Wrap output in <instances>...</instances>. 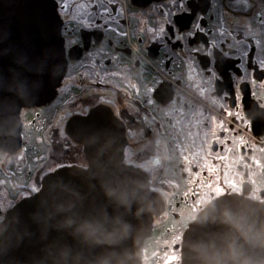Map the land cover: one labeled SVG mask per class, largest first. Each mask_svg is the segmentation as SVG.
<instances>
[{"label": "flooded vegetation", "instance_id": "flooded-vegetation-1", "mask_svg": "<svg viewBox=\"0 0 264 264\" xmlns=\"http://www.w3.org/2000/svg\"><path fill=\"white\" fill-rule=\"evenodd\" d=\"M53 1L65 72L0 147V224L55 171L108 154L104 130L160 201L140 264H181L186 230L218 198L264 205V0ZM24 20L0 24L2 54L36 52Z\"/></svg>", "mask_w": 264, "mask_h": 264}, {"label": "water", "instance_id": "water-1", "mask_svg": "<svg viewBox=\"0 0 264 264\" xmlns=\"http://www.w3.org/2000/svg\"><path fill=\"white\" fill-rule=\"evenodd\" d=\"M20 18L27 19L24 25L34 26L29 40L34 41L37 50L33 54L26 50L18 54L0 52V147L16 143L20 108L50 100L66 67L55 2L0 0V24ZM103 135L105 141L108 135L111 141L105 142L108 154L102 159H93L87 169L55 171L43 180L37 193L6 214L0 224V264H51L49 256L60 252L67 254L70 264H140V247L150 232L153 216L159 212L160 201L149 190L142 172L117 160L115 134L104 130ZM53 186L70 190L73 198L62 201L68 212L45 221L43 209L58 195L51 191ZM110 190L116 196L108 195ZM83 218L100 222L102 231L87 239L76 233V224ZM116 219L124 228L109 235L110 222ZM262 227L264 205L238 196L218 198L186 230L181 264H197L189 246L202 241L214 244L209 256L220 264H239L243 260L264 264V247L252 243ZM226 242L232 244L231 249ZM222 249L226 251L223 256Z\"/></svg>", "mask_w": 264, "mask_h": 264}, {"label": "clouds", "instance_id": "clouds-1", "mask_svg": "<svg viewBox=\"0 0 264 264\" xmlns=\"http://www.w3.org/2000/svg\"><path fill=\"white\" fill-rule=\"evenodd\" d=\"M51 191L53 194H57L55 199H51L48 201L47 206L43 209L42 218L45 221H51L61 216L65 212L69 210L63 206L62 201L71 200L73 198V193L69 191H65L60 189L58 186H53ZM110 196H116L115 191L110 190L108 192ZM67 223L71 224L72 221H68ZM105 223H108L105 221ZM226 225L236 228L235 225L231 221H225ZM111 233L109 235H114L118 231H121L124 226L121 222L116 219L110 222ZM103 229V225L100 222H97L92 219L83 218L81 219L75 227V232L84 236V238L95 237L98 232H101ZM227 243V247L229 249L232 248L231 243ZM252 243L255 245H259L260 247H264V227H262L261 231L255 235L252 239ZM193 256L197 262V264H220L218 260L215 259L214 256L210 257L209 253L212 252L215 248L212 243H205L204 241L192 244L189 246ZM49 260L51 264H70V259L67 254L60 252L55 255H50ZM239 264H252L249 260L240 261Z\"/></svg>", "mask_w": 264, "mask_h": 264}, {"label": "snow or ice", "instance_id": "snow-or-ice-1", "mask_svg": "<svg viewBox=\"0 0 264 264\" xmlns=\"http://www.w3.org/2000/svg\"><path fill=\"white\" fill-rule=\"evenodd\" d=\"M89 2H91V0H89ZM246 2V0H245ZM64 5H59L58 7L62 8ZM175 260V257H172V258H166V264H173Z\"/></svg>", "mask_w": 264, "mask_h": 264}]
</instances>
